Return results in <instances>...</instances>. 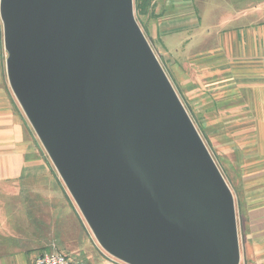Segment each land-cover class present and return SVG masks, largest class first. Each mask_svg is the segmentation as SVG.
<instances>
[{"label":"water","instance_id":"95a60500","mask_svg":"<svg viewBox=\"0 0 264 264\" xmlns=\"http://www.w3.org/2000/svg\"><path fill=\"white\" fill-rule=\"evenodd\" d=\"M134 0H0L10 88L101 248L240 264L234 194Z\"/></svg>","mask_w":264,"mask_h":264},{"label":"crops","instance_id":"0c3cea01","mask_svg":"<svg viewBox=\"0 0 264 264\" xmlns=\"http://www.w3.org/2000/svg\"><path fill=\"white\" fill-rule=\"evenodd\" d=\"M156 8L169 74L202 98L198 118L221 136L236 170L245 261L264 264V0H158ZM5 53L0 46V264H34L55 246L53 227H66L65 215L54 211L58 179L10 88Z\"/></svg>","mask_w":264,"mask_h":264},{"label":"rangeland","instance_id":"374dc122","mask_svg":"<svg viewBox=\"0 0 264 264\" xmlns=\"http://www.w3.org/2000/svg\"><path fill=\"white\" fill-rule=\"evenodd\" d=\"M141 0H134V12L135 13V18L137 22L139 23L142 31L144 32L145 36L147 37V40H149L151 46L157 52L159 56V60L166 70L167 74L170 77L171 82L173 83L175 90L177 91L180 99L184 103L185 107L188 110L189 115L191 116L193 122L195 123L197 129L199 132H201V136L210 150L212 156L214 157L217 165L219 166V170H221L223 176L225 177L227 183L229 184L233 194H234V199H235V205H236V212L237 213V222H238V232H239V241H240V250H241V262L240 264H247L245 261L244 257V252L246 251V246L244 244V237H243V224H244V219L242 217L241 211H240V194L238 191V183L234 180L235 175L237 174L232 168L228 167L231 166L232 164L224 161L222 157V142L219 137L220 135L216 134L217 131H210L208 127H205L203 124L205 122L204 119H199V113L198 111L200 108H202V105L200 103V100L202 99L199 97L197 94H194L192 97L190 93H192L195 90H192L191 87H181L177 85V82H174L173 79L171 78L169 74V68L168 65L166 64V57L161 56L160 54L164 55L163 49L161 48V43L159 42L158 39L155 38V32L157 28H159V22L157 20V12H156V5L157 2L155 3L154 1V6L149 8L148 13L145 12L143 14L142 12H139L137 9V5L139 4ZM154 10H151L153 9ZM199 10V8H198ZM152 13V14H151ZM198 14V26L199 28H206L205 26V20H202V16L204 15L201 13V11L197 12ZM204 31V30H202ZM203 42V40L201 39ZM0 43H1V50L5 53L4 51V43H3V27H2V22L0 20ZM5 60L7 58V54L5 53ZM171 63L174 61L173 57L170 58ZM170 63V64H171ZM6 66V64H5ZM176 81V80H175ZM196 93V91H195ZM190 94V95H189ZM190 98V99H189ZM196 105V103H198ZM204 116V114H201V117ZM28 121V120H27ZM31 127V126H30ZM32 129V128H31ZM33 131V129L31 130ZM33 137L38 143L39 148L41 149V156L44 160L48 162V164L52 167L53 173L58 179L57 182L53 183V208L55 213L59 216L62 214L64 216L65 220V226L66 227H53V234H54V242L53 244L55 245L53 248L49 247L46 248L47 251L49 252L51 249L56 250L60 253H63L64 255L68 256L70 260H79L82 261L84 264H97L99 259L107 257L110 259L111 258L98 244L96 239L94 238L91 230L89 229L88 225L86 224L84 218L82 217L79 209L77 208L75 202L73 201L71 195L67 191L64 183L60 179L58 173L56 172L54 166L52 165L47 153L45 152L42 144L40 143L39 139L37 138L36 134L34 131L32 132ZM224 156V155H223ZM59 216V217H60ZM58 217L55 216V219ZM62 228L65 229V233L63 234ZM69 233V235H68ZM61 239H64V241H61ZM63 242V243H61ZM69 251H74L77 253V257L74 256L73 254H69ZM44 251H39V253H42ZM115 260V259H114ZM117 263V260H115ZM123 264V263H120Z\"/></svg>","mask_w":264,"mask_h":264},{"label":"built area","instance_id":"2783aa9c","mask_svg":"<svg viewBox=\"0 0 264 264\" xmlns=\"http://www.w3.org/2000/svg\"><path fill=\"white\" fill-rule=\"evenodd\" d=\"M33 262L34 264H84L79 260H70L68 256L53 249L40 254Z\"/></svg>","mask_w":264,"mask_h":264},{"label":"trees","instance_id":"16d2710c","mask_svg":"<svg viewBox=\"0 0 264 264\" xmlns=\"http://www.w3.org/2000/svg\"><path fill=\"white\" fill-rule=\"evenodd\" d=\"M154 1L155 3L157 2V0H141L139 4L137 5V9L139 10V12H142L143 14H145V12L148 13L149 8L154 6L155 4ZM151 10H154V8ZM45 251H47V249L44 250V252Z\"/></svg>","mask_w":264,"mask_h":264}]
</instances>
